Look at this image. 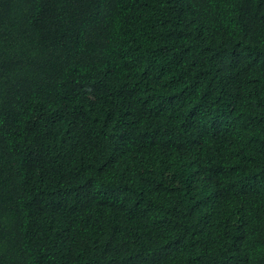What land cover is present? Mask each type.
I'll return each mask as SVG.
<instances>
[{
	"label": "trees",
	"instance_id": "1",
	"mask_svg": "<svg viewBox=\"0 0 264 264\" xmlns=\"http://www.w3.org/2000/svg\"><path fill=\"white\" fill-rule=\"evenodd\" d=\"M0 264H264V0H0Z\"/></svg>",
	"mask_w": 264,
	"mask_h": 264
}]
</instances>
